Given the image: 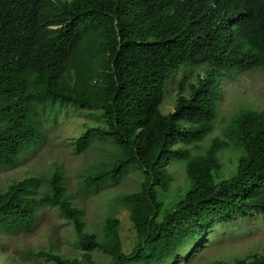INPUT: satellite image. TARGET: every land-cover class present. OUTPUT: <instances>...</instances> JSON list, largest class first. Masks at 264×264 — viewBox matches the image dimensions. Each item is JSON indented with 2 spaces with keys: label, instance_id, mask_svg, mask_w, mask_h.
Here are the masks:
<instances>
[{
  "label": "trees",
  "instance_id": "16d2710c",
  "mask_svg": "<svg viewBox=\"0 0 264 264\" xmlns=\"http://www.w3.org/2000/svg\"><path fill=\"white\" fill-rule=\"evenodd\" d=\"M204 65L189 95L163 112L171 76ZM252 69L264 70V0H0V167L42 144L43 123L81 107L99 123H84L73 144L79 153L105 151L82 175L81 191L116 183L131 168L142 174L139 189L117 198L136 230L129 248L116 215L100 232L87 229L61 169L44 187L30 177L1 191L0 230L32 231L51 207L72 222L82 256L39 249L26 252L31 258L100 264L99 250L110 264H174L218 228L254 214L264 221V110L243 105L225 138L195 153L215 128L220 78ZM226 149L238 153L229 178L219 157ZM175 162L185 163L190 186L166 207L157 190H169ZM215 264H264V255Z\"/></svg>",
  "mask_w": 264,
  "mask_h": 264
},
{
  "label": "rangeland",
  "instance_id": "374dc122",
  "mask_svg": "<svg viewBox=\"0 0 264 264\" xmlns=\"http://www.w3.org/2000/svg\"><path fill=\"white\" fill-rule=\"evenodd\" d=\"M206 66L195 67L188 73L180 68L170 78L166 87V98L161 105L165 113L174 110L177 97L181 93L188 96L191 83L204 76ZM221 100L213 132L202 142L203 153L215 136L224 137L231 125L232 117L245 105L256 110H264V70L252 69L240 72L227 71L218 81ZM81 107L64 109L57 121L41 125L43 142L31 151L13 168L0 167V192L15 181L35 177L43 182L57 169L65 175L69 192L75 204L84 210L87 229L100 232L105 219L116 215L122 219L120 231L126 248L131 247L136 230L128 217V209L118 206L117 198L140 188L142 174L131 168L123 179L102 185L99 190L82 192L80 180L105 155L103 149L91 148L79 153L74 140L89 126L97 125L98 119ZM98 114V113H96ZM95 114V115H96ZM222 174L231 177L238 165V153L235 149L223 150L220 154ZM174 181L168 191L157 190V195L166 207H170L184 197L190 183L185 172L184 162H175L172 166ZM205 245L189 257L182 251L181 258L174 264H215L218 261H234L253 255H264V221L254 214L250 220L240 219L231 228H218L213 236L204 237ZM52 249L57 253L71 257H81L82 249L76 239L72 222L56 208L43 207L40 218L32 231L8 232L0 230V264H56L41 258H31L29 250ZM195 250V249H194ZM93 256L100 264H110V258L99 250ZM189 257V258H187Z\"/></svg>",
  "mask_w": 264,
  "mask_h": 264
}]
</instances>
